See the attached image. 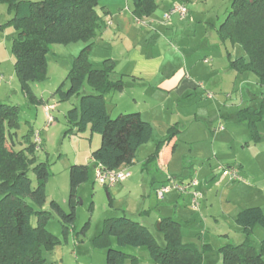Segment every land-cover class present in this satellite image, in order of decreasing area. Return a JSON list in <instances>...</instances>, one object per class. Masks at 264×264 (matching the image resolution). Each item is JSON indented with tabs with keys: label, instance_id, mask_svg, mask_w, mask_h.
Returning a JSON list of instances; mask_svg holds the SVG:
<instances>
[{
	"label": "rangeland",
	"instance_id": "374dc122",
	"mask_svg": "<svg viewBox=\"0 0 264 264\" xmlns=\"http://www.w3.org/2000/svg\"><path fill=\"white\" fill-rule=\"evenodd\" d=\"M126 1L134 9L133 0H100V7L105 6L106 11L117 13H104L105 21L113 22V26L108 32L103 26L98 28L90 62L99 68L109 55L120 56L130 48L134 50L137 44V50L154 56L152 61L160 69L152 81H144L138 86L127 84L123 92L114 91V96L107 99V109L112 117L141 109L142 116L154 126L150 142L156 141V144L166 137L165 132L170 125L178 126L180 131L176 136L170 173L176 175L178 181L197 179L200 189L204 192L205 188L207 193L206 206L203 198L198 211L192 209L191 202L184 209L195 221L187 224L182 220L183 242L199 247L204 264H223L221 248L227 244H239L245 239L243 228L235 221L236 213L251 206H261L264 210V109L261 108L264 85L252 71L239 72L231 68V59L246 52L241 45L233 44L229 39L223 40L218 33L233 0H155L157 8L154 13L158 22L152 30L142 18L128 10ZM176 2L186 4L187 16L180 19L174 14L169 21L164 20L165 11ZM11 17L9 4L0 1V84H4L0 89V101L19 105L21 109L19 127L7 129L5 134L16 151H27V139L34 142L35 134L39 133L42 143L35 150V156L38 161H46L50 169L44 208L48 209L50 200L56 197V201L69 211V204L63 202L70 191L69 168L73 164L89 167V179L77 191L76 219L67 238L63 236V227L57 217L47 224L49 231L62 240L53 249L43 251L44 264H108L106 248L98 246L95 240L107 218L124 214L120 209L122 201L117 196L113 199L111 189L95 178L91 152L100 146L101 134L92 132L89 127L76 132L66 117L69 107L79 105L82 94L93 93L94 90L85 82L81 93L70 100L61 101L56 94L59 86L69 87L68 74L86 42L77 40L67 44L52 41L48 44L45 77L32 83L31 89L36 97L32 100L22 90L15 70L12 42L17 29L9 22ZM118 23L120 30L115 31ZM140 29L144 30L143 35L139 33ZM206 58L211 59L210 62L206 63ZM180 71L190 74L188 78L199 84L198 89L184 96L162 90L167 83L175 81ZM210 92L212 97L207 96ZM46 101L57 106L52 111L56 116L52 124H48L42 106ZM253 117L256 118L254 128L249 122ZM254 134L259 136L258 140ZM148 153L147 149H139L137 153L138 163L134 165L138 170V181L140 183L144 177L145 184L134 189V198L146 191L145 199L149 203L148 194L153 199L154 189L149 185L148 171L161 168L156 161L143 165ZM135 166L131 169L134 170ZM144 166L149 168L143 169ZM223 166L239 168L242 179L230 180L222 173ZM30 176L35 186L36 175L31 172ZM133 219L137 220L136 217ZM147 226L159 244L164 245L158 221L150 218ZM251 237L259 250L264 228L256 225ZM111 243L118 248L113 236ZM122 250L127 253L136 250L139 255L136 261L126 258L124 264H158L146 247H141L139 252L133 246L122 247Z\"/></svg>",
	"mask_w": 264,
	"mask_h": 264
},
{
	"label": "trees",
	"instance_id": "16d2710c",
	"mask_svg": "<svg viewBox=\"0 0 264 264\" xmlns=\"http://www.w3.org/2000/svg\"><path fill=\"white\" fill-rule=\"evenodd\" d=\"M0 1L8 3L12 12L9 22L17 29L12 42L15 70L22 90L32 100L36 97L31 84L45 77L48 44L52 41L86 42L68 74L69 87L59 86L56 94L61 101L70 100L81 93L87 82L94 92L82 94L79 105L68 110L69 123L76 132L89 127L92 132L101 134L100 146L91 153L97 164L106 169L131 164L139 147L151 140L154 128L139 111L112 117L107 109L106 95L112 90H122L125 82L122 76L113 78L115 65L112 60L106 59L100 68H96L89 59L93 39L98 28L103 26V18L98 13L100 0ZM133 5V14L139 19L151 16L157 8L155 0H133ZM218 33L223 40L241 45L246 52L231 59V68L239 72L252 71L264 85V0H233ZM261 108L264 109V101ZM20 110L19 105L0 101V264H44L43 251L53 249L62 240L49 231L47 224L57 217L63 227V236L67 238L76 219L77 191L89 179V167L73 164L69 168V211L56 200H51L49 208L45 209L49 164L36 159L35 142L28 138V152L16 151L5 134L7 129L19 127ZM255 121V117L249 118L253 128ZM179 131L176 124L169 127L148 162L157 159L164 144ZM254 138L258 140L259 136L254 134ZM31 172L36 175L35 186ZM235 221L243 228L245 239L221 248L223 264H264V239L258 250L251 237L256 225L264 228L263 208L246 207L238 212ZM159 231L163 234L164 245L159 244L146 225L124 213L105 220L95 243L106 248L108 264H124L126 258L136 261V256L122 250L126 246L146 247L158 264H204L199 247L183 242L177 220L171 217L161 219ZM111 236L116 238L118 248L113 247Z\"/></svg>",
	"mask_w": 264,
	"mask_h": 264
},
{
	"label": "crops",
	"instance_id": "0c3cea01",
	"mask_svg": "<svg viewBox=\"0 0 264 264\" xmlns=\"http://www.w3.org/2000/svg\"><path fill=\"white\" fill-rule=\"evenodd\" d=\"M126 2H128V1H126ZM175 4H180V3L176 2L173 5H175ZM173 5L168 7V9L165 12H167ZM127 7H128V10L133 11V8L130 7L129 2L127 3ZM104 8H105V6L104 7L99 6L98 7V13L100 14L101 17H103V28L108 32L109 27L111 28L113 26V22H110L109 20L105 21L104 15L107 13H110L111 15L116 14L117 11L113 12V10L110 11L109 9H108V11H106ZM118 13H121V11L119 10ZM153 16H154V18H153ZM142 19L145 21V23H147L149 25L150 30H152L154 28V26L156 25V22H158V19L155 18V13H153L151 16L143 17ZM118 30H120V23H118L117 27L115 28V31H118ZM143 31H144L143 29H140L139 33L143 35L144 34ZM109 35H110V37H113V35H111L110 33H109ZM134 46H135L134 50H132L133 48H130V50H127L125 53H121L120 56L109 55L108 57H106L104 59V60L110 59L114 62L115 73H113V78H118V77L122 76L123 80L125 82V87L122 90H112L111 92H109L106 95V105H108V103H107L108 97H110V96L113 97L114 93H115L114 91L123 92L126 89L127 84H130L133 86H138V85H141L142 83H144V81H152V80L157 78V73L159 72L160 67L155 65V62L152 61V60H154V56L151 54H148V53H143V51L137 50V48H136L137 44H135ZM131 51H132V53L129 54V52H131ZM100 66H102V64ZM173 72L175 73L176 71L173 70ZM189 76H190V74L183 72V71H180V75L177 78H175L174 82L167 83V85L165 87H162L161 89L164 91L166 90L169 93H177L180 96L189 95L192 93V90L198 89L197 87L199 86V84L197 82L193 81L191 78L189 79L188 78ZM128 79L130 80V83L129 82L127 83ZM3 87H4V84H0V89H2ZM1 100H3V99H1ZM134 101L136 102V98H134ZM48 104H51V103L49 101H46L42 105L44 107V110ZM72 106H74V105H72ZM71 108L72 107H69V109H71ZM56 109H57V106L55 105L54 110H56ZM68 110H67V112H68ZM140 110H139V112L142 114V111H140ZM67 112H66V117H67ZM53 116H54V121H56V116L55 115H53ZM144 119L149 121L148 118L146 119V117ZM171 126L172 125H170L169 127H171ZM169 127H168V129H169ZM153 128H154V126H153ZM168 129L166 130L165 134H167ZM36 135L39 136V133H36L35 136ZM91 136H93L92 133H91ZM176 138L177 137H174L170 142H168L166 144V146H164L162 148L158 158L153 160V162L156 161L157 166H160L161 169L155 170L154 168H150V170L148 171V173L150 174L149 185L154 189L153 190L154 191V198L153 199L148 194V197L150 199L149 203H148V199H145V196H147L146 191H142L143 193L139 194L140 196L136 195L137 200H135L136 196L134 198V195L136 194V190H134V189H136L140 186H143L145 184V182H144L145 178L144 177H142V181L139 183L138 172H137L138 170L136 169L135 165H136V163H138L137 153H138L139 149H147V151L149 152L148 153L149 155H147L146 160L144 161L143 165L147 166V164L152 162V161L148 162V159L150 158V156L154 153V151L156 149V146H157L156 141L155 142L149 141V142L143 144L141 147H139V149L136 153L135 159L133 160V162L131 164L127 165L128 169L131 173V176L129 178H127L123 182L117 183L115 185H111V186L103 185L104 187H107L109 190L111 189L110 193H111V196H113V199H114V196L120 197V199L122 201L120 209H122V211L124 213H126V215H128L132 219L136 217L137 221L141 222L142 224H144L146 226L150 223V218H153V220L156 222L158 221L159 227H160L161 219H163L165 217H171V218H174L175 220H177L180 223L181 228H182V223H183L182 220H184L185 223H187V224H191L193 221H195V220H193L192 217H190L188 215L187 212H184L185 211L184 209L187 206V204H190V202L192 201L190 193L181 194L180 192L173 190V191L167 193L163 199H159L157 197V194H156L157 188H159L161 185L169 182L170 179L176 178L175 177L176 175L170 173V170H169V166H170L171 162L173 161V154H174L175 147L177 144ZM153 139H155V138H153ZM34 141H35V138H34ZM41 143H42V141H41ZM90 162H92V167H93L94 173H95V166L97 165V162L92 158V156H91ZM133 166H135L134 170L131 169ZM146 166H144L143 169L149 168ZM240 172H241V170H240ZM203 190H205L203 192L204 193L203 203L206 206L207 205V193H206L205 188ZM51 200H57L58 201V199L56 197L52 198ZM63 202L68 203V197H65L63 199ZM44 207H46V204ZM240 210H242V209H240ZM238 212L236 213V215L238 214ZM236 215H235V217H236ZM143 217H144V219H143ZM147 227L149 228V226H147ZM239 227H241V226H239ZM140 248L141 247L137 248L138 252H139ZM131 251H129L128 253L139 258V255L137 254L136 250H131ZM151 261H150V263H151Z\"/></svg>",
	"mask_w": 264,
	"mask_h": 264
},
{
	"label": "built area",
	"instance_id": "2783aa9c",
	"mask_svg": "<svg viewBox=\"0 0 264 264\" xmlns=\"http://www.w3.org/2000/svg\"><path fill=\"white\" fill-rule=\"evenodd\" d=\"M188 8L186 4L180 3L173 5L165 14H164V20L169 21L174 14L179 15L180 19H184L188 14ZM211 59L206 58L205 62H210ZM208 97H212V93L207 94ZM55 109V104H48L45 107V114L48 121V124H51L54 121V116L52 114V111ZM37 144V148L40 147L41 139L40 136H35V141ZM222 173L227 176L232 181H237L242 179V176L240 174V170L237 167L233 166H223L221 167ZM131 176V173L127 167V165H124L121 168L117 169H106L101 164H97L95 166V178L96 181L99 182L102 185H115L117 183H121L124 180H126L128 177ZM177 191L181 194H191L192 198V209L195 211H198L201 206V200L204 198V193L200 189V183L197 179L193 178L188 181H178L176 179H170L169 182L161 185L156 190L157 197L159 199H163L165 195L171 191Z\"/></svg>",
	"mask_w": 264,
	"mask_h": 264
},
{
	"label": "water",
	"instance_id": "95a60500",
	"mask_svg": "<svg viewBox=\"0 0 264 264\" xmlns=\"http://www.w3.org/2000/svg\"><path fill=\"white\" fill-rule=\"evenodd\" d=\"M158 226H159V224H158Z\"/></svg>",
	"mask_w": 264,
	"mask_h": 264
}]
</instances>
